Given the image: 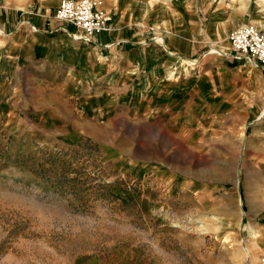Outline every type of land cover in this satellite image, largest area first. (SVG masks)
I'll return each mask as SVG.
<instances>
[{"label": "rangeland", "instance_id": "rangeland-1", "mask_svg": "<svg viewBox=\"0 0 264 264\" xmlns=\"http://www.w3.org/2000/svg\"><path fill=\"white\" fill-rule=\"evenodd\" d=\"M136 1L97 61L0 31V264L264 258V69L228 41L264 0Z\"/></svg>", "mask_w": 264, "mask_h": 264}, {"label": "crops", "instance_id": "crops-1", "mask_svg": "<svg viewBox=\"0 0 264 264\" xmlns=\"http://www.w3.org/2000/svg\"><path fill=\"white\" fill-rule=\"evenodd\" d=\"M59 1L29 0L27 7L18 4V6H13L10 9L6 7V4H0V31L9 34L14 32L12 36L15 35V38L24 42L26 48L32 46L35 52V60L43 57L42 50L46 48V51L60 56L64 55L66 61L73 59H75L74 62L82 59L97 61L98 59L96 60L92 55L101 54L102 57H107L111 54L109 49L113 45L116 44L117 47L121 42H124L123 39L119 40L118 36L122 35L123 37L124 34L126 35L124 30L127 27L138 23L133 17L137 16V9H142L136 0H101L104 7L108 8L113 15L114 20L111 29L109 32L97 35L93 44H83L81 42L74 43L75 40L70 35L73 29L70 26L60 24L53 19L52 13L59 6ZM120 1L121 6L119 7ZM132 8H134L135 13L131 12ZM27 21L30 26H35L36 31H33V34L24 35L25 40H22L19 28ZM25 31L26 29H24ZM86 46H94L95 53L87 51ZM261 70L263 69L261 68Z\"/></svg>", "mask_w": 264, "mask_h": 264}, {"label": "built area", "instance_id": "built-area-1", "mask_svg": "<svg viewBox=\"0 0 264 264\" xmlns=\"http://www.w3.org/2000/svg\"><path fill=\"white\" fill-rule=\"evenodd\" d=\"M100 0H61L52 17L60 24L70 26L75 41L93 44L97 35L109 30L111 19L100 7ZM31 30L36 28L31 25ZM229 46L236 59L244 60L264 69V33L254 25L233 30L228 38ZM259 264H264L261 258Z\"/></svg>", "mask_w": 264, "mask_h": 264}, {"label": "bare ground", "instance_id": "bare-ground-1", "mask_svg": "<svg viewBox=\"0 0 264 264\" xmlns=\"http://www.w3.org/2000/svg\"><path fill=\"white\" fill-rule=\"evenodd\" d=\"M208 33V32H207ZM246 227H249L248 225H246ZM249 231H251L252 234H254V232L252 231L251 228H248Z\"/></svg>", "mask_w": 264, "mask_h": 264}]
</instances>
